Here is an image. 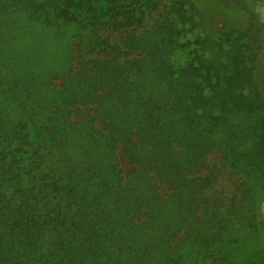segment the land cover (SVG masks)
Returning <instances> with one entry per match:
<instances>
[{"label": "trees", "instance_id": "obj_1", "mask_svg": "<svg viewBox=\"0 0 264 264\" xmlns=\"http://www.w3.org/2000/svg\"><path fill=\"white\" fill-rule=\"evenodd\" d=\"M234 2L245 27L184 40L193 0L160 17L156 0H0V264H264V22Z\"/></svg>", "mask_w": 264, "mask_h": 264}, {"label": "rangeland", "instance_id": "obj_2", "mask_svg": "<svg viewBox=\"0 0 264 264\" xmlns=\"http://www.w3.org/2000/svg\"><path fill=\"white\" fill-rule=\"evenodd\" d=\"M159 3V8L153 11L154 17H160L164 14L166 7L169 6L171 0H156ZM199 10V19L201 27H199L194 33L186 36V39H193L197 35L204 33L215 34L221 29L228 28H242L249 22V13L237 6L234 0H193ZM250 2V1H249ZM251 7L253 12L258 14L261 21L264 22V0H255ZM186 53L178 52L176 54V60L180 63H184ZM255 79L264 92V47L258 54L257 61L255 63ZM118 157L122 168L124 170V177L127 179L136 169V165L132 164L128 157L121 152H118ZM207 161L210 165L218 164L219 157L216 151L212 152ZM237 185V179L230 176L223 177L217 185L224 191L225 194L232 193ZM167 189H162L163 194ZM256 207H257V224L259 230V239L264 242V190L256 193Z\"/></svg>", "mask_w": 264, "mask_h": 264}]
</instances>
